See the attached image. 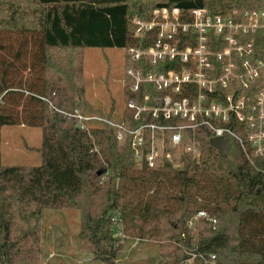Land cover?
Segmentation results:
<instances>
[{
    "label": "trees",
    "instance_id": "1",
    "mask_svg": "<svg viewBox=\"0 0 264 264\" xmlns=\"http://www.w3.org/2000/svg\"><path fill=\"white\" fill-rule=\"evenodd\" d=\"M132 1L0 0V10L7 8L0 17V264H37L47 208L79 210L81 241L106 264L117 257L118 233L161 241L160 264H179L187 249L216 254L210 264H264V156L255 166L231 135L219 152L204 128L197 159L184 152L178 165L165 161L151 168L137 161L131 141L122 142L108 122L89 120L82 127L70 115L77 108L105 116L93 107V114L80 110L88 107L83 50L149 46L153 38L134 35L135 16L149 20L154 7L165 6L178 7L185 16L205 7L237 17L246 9L264 10V0ZM29 2L33 6L26 9ZM4 33H14L16 48ZM256 48H262L258 42ZM173 64L151 63L147 54L138 60L126 55L125 101L163 94L153 83L133 92L127 68L161 72ZM27 69L33 76L24 74ZM134 115L126 106L119 121L138 127L141 119ZM16 124L42 128L39 165L2 164L1 129ZM199 210L217 221L200 217L189 225Z\"/></svg>",
    "mask_w": 264,
    "mask_h": 264
},
{
    "label": "built area",
    "instance_id": "2",
    "mask_svg": "<svg viewBox=\"0 0 264 264\" xmlns=\"http://www.w3.org/2000/svg\"><path fill=\"white\" fill-rule=\"evenodd\" d=\"M153 12L165 17L171 13L176 18L170 22L173 29L164 32L160 28L148 50L129 46L128 54L136 60L149 54L151 63L169 59L174 64L161 72H143L140 68L127 70L135 80L132 91H139L142 83H153L156 90L163 91L154 99L145 94L143 102L139 99L129 101V107L135 110L134 117L140 118L141 124L129 128L124 122L86 115L78 109L70 115L78 117L82 127H86L85 122L89 120L108 122L122 142L131 141L137 161L145 162L151 168L165 161L178 165L184 152H191L197 159L202 148L199 136L204 132L200 130L204 128L210 130L209 143L214 136L236 138L256 166L255 159L264 156V48L257 49V41L252 39L241 46L239 36L241 29L255 32L264 24L258 25L257 21L246 26L245 20L239 21L235 17L227 20L220 14L211 17L205 7L188 11L193 21L179 20L182 11L178 7L159 6ZM244 16L263 21L264 10L245 11ZM133 24L136 36L156 25L138 16L133 18ZM192 25L200 32L211 27L215 30L218 39L212 47L209 48L204 39L183 44L176 41L180 33H189ZM223 42L226 44L222 49ZM233 49L239 51L233 54ZM226 57L228 59L221 65ZM200 217L217 221L207 211L199 210L189 219V225H194ZM186 253V258L179 264H199L198 258L210 264L216 259L214 253L192 249H187Z\"/></svg>",
    "mask_w": 264,
    "mask_h": 264
},
{
    "label": "rangeland",
    "instance_id": "3",
    "mask_svg": "<svg viewBox=\"0 0 264 264\" xmlns=\"http://www.w3.org/2000/svg\"><path fill=\"white\" fill-rule=\"evenodd\" d=\"M132 2L135 3L136 0ZM32 6L33 4L31 2L24 4L26 9H31ZM6 9L7 8L2 7V10H0V17L3 16L2 13L5 12ZM250 10H255L256 12L261 11L257 9ZM235 11H238V9ZM245 11L247 12L249 10L246 9L241 11L239 16L235 18L239 21L245 20L244 23L246 26L255 24L257 21H259V23H256L258 25L264 24V20L262 21L260 18L244 16ZM207 12L211 17L215 16L209 8H207ZM35 14L37 16L38 13ZM220 15L225 17V20L233 17L231 14ZM178 19L182 21H193L189 12L186 16L181 13ZM175 20L176 18L171 13L168 17H165L162 14L156 15L153 12L152 18L144 21L147 23L154 22L156 25H154L152 29L146 30L143 36L147 35L153 38L151 39L153 40V44L160 28L164 32L173 29L170 22ZM199 30L200 29L195 25H192L189 33H180L176 41L183 44L187 41L197 42L198 40L204 39L208 41L209 48L210 46L212 47L211 44L218 39L215 30L212 27L207 29L206 32H200ZM246 32L248 31L241 29V36H239L241 46H244L246 41L252 39L256 40L259 45L264 48V25L256 29L255 32ZM4 34H7L5 38L10 37L9 41H11L12 38V44L16 48L18 46V41L16 37H13L14 33ZM152 44L147 46V43L144 42L142 46L136 47L148 50ZM224 44H226V42L222 43V49L224 48ZM240 50L242 51V48H240ZM238 51L239 49H233V54H236ZM128 53V48L123 47L103 48L88 46L83 50V73L86 82L83 100L88 107L85 108L87 110L83 109L84 107H80V110L88 114H93V112H89L93 107L94 109H98L99 112H102L106 118H108V113L112 111L113 115L111 120L121 122L119 120H121L122 112L125 110L126 106L129 107V101L131 99H138L134 97L128 102L125 101L124 73L126 55H129ZM227 59L226 57L221 62V65H224ZM28 62L29 64L31 63L30 60H28ZM129 68H127L126 71ZM24 74H31V76H33V72H29V69L25 70ZM134 82L135 80L129 86L131 90ZM240 83H242V81H240ZM143 84H141L140 90ZM141 101L143 102V100ZM92 123L98 124V122L95 121L91 122V124ZM1 131L3 165H39L41 163V153L38 151V147L41 145L42 141V128L40 126H27L23 124L4 125ZM81 223L82 214L77 209H45L42 230L39 234L41 241L40 248L35 258V260L37 259V264H106L101 257L93 252L92 246L88 245L89 243H87V245L91 246V248L82 243L80 237ZM118 236L119 242L115 243V247L118 246V254L113 260L114 264H160L165 257L163 256L164 250L161 241L150 239L139 240L124 233H118Z\"/></svg>",
    "mask_w": 264,
    "mask_h": 264
},
{
    "label": "water",
    "instance_id": "4",
    "mask_svg": "<svg viewBox=\"0 0 264 264\" xmlns=\"http://www.w3.org/2000/svg\"><path fill=\"white\" fill-rule=\"evenodd\" d=\"M210 145L217 149L219 152H223L227 148V141L225 136H214L210 140Z\"/></svg>",
    "mask_w": 264,
    "mask_h": 264
}]
</instances>
